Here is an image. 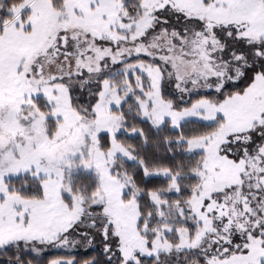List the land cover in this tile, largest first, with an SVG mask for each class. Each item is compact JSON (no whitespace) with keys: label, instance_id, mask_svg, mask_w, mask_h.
Segmentation results:
<instances>
[{"label":"snow or ice","instance_id":"1","mask_svg":"<svg viewBox=\"0 0 264 264\" xmlns=\"http://www.w3.org/2000/svg\"><path fill=\"white\" fill-rule=\"evenodd\" d=\"M0 264H264V0H0Z\"/></svg>","mask_w":264,"mask_h":264}]
</instances>
